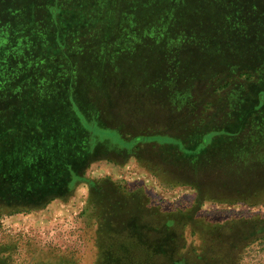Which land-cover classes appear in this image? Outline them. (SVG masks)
Listing matches in <instances>:
<instances>
[{
  "label": "rangeland",
  "instance_id": "rangeland-1",
  "mask_svg": "<svg viewBox=\"0 0 264 264\" xmlns=\"http://www.w3.org/2000/svg\"><path fill=\"white\" fill-rule=\"evenodd\" d=\"M28 3V0H0V110L7 107L3 112L14 111L22 102L23 73L26 72L23 70L25 60L21 57L27 56L24 44L20 49L10 48V42L16 37L7 35L5 29L8 24L9 27H13L12 23L20 24L17 13ZM115 4L127 15L116 12V31L105 42L107 48L111 42L109 51L87 50L95 39L83 37L81 45L86 51L77 52L79 59L76 63L79 70L96 66L106 69L107 75L101 78L106 94L94 101L103 119L102 115L107 114L103 98L113 90L112 96L107 97L110 99L109 116H104V122L101 121L110 127L108 133L113 131L118 140L113 138L115 142L109 137L103 141L89 140L87 159L90 162L83 176L86 180L96 181L94 186H90L88 180L80 182L70 191L45 194L43 200L29 205L23 199L10 200L9 204L21 203L25 206L0 210V242L15 245L12 257L16 264L58 258L70 259L76 264H93L97 256L96 229L101 207L106 199L120 195L114 189L120 186L121 194L137 193L136 205L138 201L144 202V206H157L163 212L177 215L180 220L177 230L169 234L178 243L174 247L176 253L178 250L183 255L189 248L197 247L203 234L208 232L204 229L210 228L212 221L232 219L241 223L233 238L237 248L235 250L233 245L223 261L226 264L230 261L236 264H264V227L260 224L264 220V191L258 196L256 194L255 199L259 203L255 205L242 201L227 203L212 194L213 200H201L197 206L194 189L183 184L182 176L173 168H168L157 148L152 147L158 143L144 139H149L151 135H159L158 138L177 136V113L182 108L192 116L204 110L205 115L202 116L209 115L212 121L221 112L212 114L214 110L209 106L205 108V103L220 97L222 102H227L228 97L234 100L241 108L237 107L235 118L238 121L242 119L241 124L244 123L248 116L246 111L255 104L254 97L249 93L264 92V0H115ZM15 9H18L17 13ZM11 11L13 16H8ZM117 32L121 38L114 43ZM91 52L96 56L93 57ZM245 72L251 74L252 79H245ZM94 73V77L100 80L95 70ZM58 75L50 76L46 85L41 86L43 96L40 97L39 112L47 118L40 117L47 127L45 136L48 139L49 131L62 134L65 130L58 125L66 123L62 118L64 114L54 115L51 110L55 104L68 102V75ZM36 79L42 82L40 76ZM85 79L81 78L84 82ZM229 80H232L229 87L220 91V86ZM59 85L65 88L62 94L58 90ZM129 87L145 89V105L135 116L126 105L124 111H119V102L116 105L119 98L123 101L128 98V92L132 90ZM117 88L122 91L118 92ZM60 94L63 96L60 97ZM130 94L133 98V91ZM31 100L30 97L28 102ZM29 104L31 109L32 102ZM23 108L26 110L27 106ZM82 109L86 115L95 113ZM4 116L5 120H9V114ZM252 117L259 120L256 130H261L264 127V99L258 113ZM121 122L125 126H120L119 134L115 127ZM226 124L231 126L230 131L236 128V123ZM112 127L115 129L112 130ZM119 139L136 141L130 147L122 146ZM261 144H264L263 138ZM261 150L264 151V148ZM39 159L45 160L42 155ZM87 159L77 163L78 172ZM169 178L171 183L161 181ZM262 179L264 176L258 180ZM2 203L3 200L0 205ZM191 207H195V211L185 216L186 209ZM179 210L183 212H177ZM256 223L260 225L255 226Z\"/></svg>",
  "mask_w": 264,
  "mask_h": 264
},
{
  "label": "trees",
  "instance_id": "trees-1",
  "mask_svg": "<svg viewBox=\"0 0 264 264\" xmlns=\"http://www.w3.org/2000/svg\"><path fill=\"white\" fill-rule=\"evenodd\" d=\"M28 1L29 5L25 4L19 13H17L18 9H15L20 24H10L13 27H9L8 24L5 29L7 35L12 34L16 37L10 42V48L12 46L14 50L20 49L24 44L27 56L21 53L26 57H21L25 60L23 70L26 72L23 73L22 102L19 103V107L14 108V111L9 110L10 113L3 112L7 107L0 110V201L4 202L0 205V210L29 205L39 199L43 200L42 196L45 194H57L64 190L65 193L77 183L86 182L88 179L83 176V172L90 162L87 159L90 153L89 140L95 142L97 139L103 141L108 137L112 140L116 138L113 131L112 134L108 133L107 129L110 127L102 123L104 116H109L110 99L107 97L112 96L113 90L103 98L105 102L103 107L107 111L106 115H102L103 119L94 101L98 96L106 94L101 83L105 74L107 75L106 69L103 66H96L92 69L79 70L76 60L79 59L78 51H86L81 45L83 37L90 36L95 39L94 43L90 42L87 50L109 51L111 42L108 48L105 42L116 31L115 14L117 11L119 15L127 14L116 6L115 0ZM12 12L8 16H13ZM116 35L118 37L114 43L121 38L119 32ZM121 44L122 42L119 41L120 46ZM91 54L93 57L96 56L95 53L91 52ZM34 59L36 61H33ZM94 70L100 80L94 77ZM60 73L68 75L66 81V87L70 91L67 93L68 102H64L63 105L55 104L51 110L54 115L64 114L62 118L66 123L58 125L65 130L63 129L62 134L49 131L48 139L45 136L47 127L41 119L45 116L39 112L40 97L43 96L41 86L46 85L50 76L57 77ZM243 75L247 80L252 77L246 72ZM36 76H40L42 82L37 80ZM81 78H86L85 82ZM230 81L232 80L220 86V91L229 87ZM129 88L132 90L128 92V98L124 101L119 98L116 105L119 102L121 107L119 111H124L123 107L126 105L128 111L131 110L135 116L140 114L141 108L145 105L143 92L145 89ZM64 89V86L59 85L58 90L61 94ZM117 91L121 92L122 89L117 88ZM132 91L133 98L130 94ZM241 92L242 90L239 93ZM61 94L60 97L63 96ZM249 94L254 97L255 104L246 111L248 116L243 124H241L242 119L238 121L234 115L241 108L233 99L230 100L228 97L227 102H222L223 98L220 97L219 100L213 99L208 104L205 103V108L209 106L214 110L212 114L218 111L222 113L213 117L215 119L212 121L209 115L205 118L202 116L205 115L204 110L192 116V113L182 108L180 113H177V136L158 138L159 135H151L149 139L144 138L158 143L152 147L157 148L167 167L173 168L179 176H182L183 184L194 189V201L197 206L200 205L201 200H213V195H217L218 199L227 203L239 201L250 205L259 203L255 198L258 193L264 191V179L258 180L264 176L262 162L264 151L261 150L264 148V144H261L262 138L264 139V127L262 126V131H257L256 123L259 120L252 115L258 113L264 92ZM30 97L32 100L28 102ZM24 106H27L26 110ZM82 108L94 111L96 114L93 112L92 116L86 115ZM4 114L10 115L9 120H5ZM229 122L236 123L233 131L228 130L231 126L226 123ZM121 123L115 127L118 133L120 126H125L124 122ZM52 126L50 128H53ZM135 141V139H127V141L119 139L122 146L130 147ZM41 155L45 160L39 159ZM85 159H87L85 165L78 172L77 163L81 164ZM164 175L166 176L165 173ZM170 179L161 181L171 183ZM88 183L94 186L97 182L88 180ZM114 189L120 195L106 199L104 206L101 207L99 215L101 218L97 221V256L93 264H226L227 262L223 261L226 252L231 251L233 245L235 250L237 248L233 238L236 229L239 228L238 224L241 223L226 219L212 221L210 228L204 229L208 232L206 235L203 234L204 237L197 247L189 248L180 255V251L177 250L176 253L174 249L178 243L169 235L170 232L177 230L176 227L180 222L177 215L163 212L157 206H144V202L138 201L136 205L135 201L139 198L136 192H125L122 195L119 192L120 186ZM19 199L25 200V204H9L10 200ZM191 208L186 209L185 216L188 217L195 211L193 209L195 207ZM260 224L264 227V220ZM260 224L256 223L255 226ZM13 248H15L13 243L0 242V264H16L12 257ZM30 264L76 263L70 259L58 258L52 261H33ZM228 264H236V262L230 261Z\"/></svg>",
  "mask_w": 264,
  "mask_h": 264
}]
</instances>
